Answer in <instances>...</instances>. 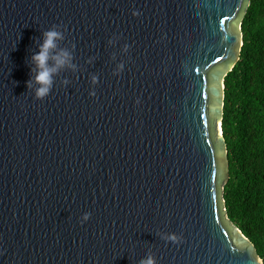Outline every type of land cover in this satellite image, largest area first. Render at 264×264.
<instances>
[{
  "label": "water",
  "instance_id": "95a60500",
  "mask_svg": "<svg viewBox=\"0 0 264 264\" xmlns=\"http://www.w3.org/2000/svg\"><path fill=\"white\" fill-rule=\"evenodd\" d=\"M250 4L0 0V264H264L224 200ZM53 25L77 68L40 101L26 82Z\"/></svg>",
  "mask_w": 264,
  "mask_h": 264
},
{
  "label": "trees",
  "instance_id": "16d2710c",
  "mask_svg": "<svg viewBox=\"0 0 264 264\" xmlns=\"http://www.w3.org/2000/svg\"><path fill=\"white\" fill-rule=\"evenodd\" d=\"M242 33L240 60L225 79L230 180L224 200L229 219L264 262V0H251Z\"/></svg>",
  "mask_w": 264,
  "mask_h": 264
},
{
  "label": "clouds",
  "instance_id": "9594fccd",
  "mask_svg": "<svg viewBox=\"0 0 264 264\" xmlns=\"http://www.w3.org/2000/svg\"><path fill=\"white\" fill-rule=\"evenodd\" d=\"M139 13H134L138 15ZM66 39L65 33L57 25H53L49 30L43 32V41L39 44V50L31 57L32 78L26 82V86L30 92H34L36 100L43 101L52 93L56 78L64 69L76 70L77 66L74 63L73 50L61 48L60 42ZM127 51V46H125ZM119 70L123 69V64L118 66ZM118 74V73H116ZM98 76H92L91 82L95 85L98 82ZM64 87L70 84V81L65 79L62 82ZM90 95H95L91 92ZM139 103V101H137ZM91 219V213H85L80 218V223L83 225ZM159 237L166 242L179 245L182 242V237L175 233H159ZM139 264H158V261L153 253H149L146 258L141 259Z\"/></svg>",
  "mask_w": 264,
  "mask_h": 264
},
{
  "label": "bare ground",
  "instance_id": "6f19581e",
  "mask_svg": "<svg viewBox=\"0 0 264 264\" xmlns=\"http://www.w3.org/2000/svg\"><path fill=\"white\" fill-rule=\"evenodd\" d=\"M219 133L222 134V129L221 128H219Z\"/></svg>",
  "mask_w": 264,
  "mask_h": 264
}]
</instances>
